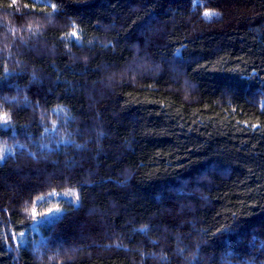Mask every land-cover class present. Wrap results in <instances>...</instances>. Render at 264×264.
Here are the masks:
<instances>
[{
  "label": "trees",
  "instance_id": "16d2710c",
  "mask_svg": "<svg viewBox=\"0 0 264 264\" xmlns=\"http://www.w3.org/2000/svg\"><path fill=\"white\" fill-rule=\"evenodd\" d=\"M0 113V264H264V0H0Z\"/></svg>",
  "mask_w": 264,
  "mask_h": 264
},
{
  "label": "snow or ice",
  "instance_id": "6c2138e0",
  "mask_svg": "<svg viewBox=\"0 0 264 264\" xmlns=\"http://www.w3.org/2000/svg\"><path fill=\"white\" fill-rule=\"evenodd\" d=\"M215 15L216 14L210 13L209 11H205L204 14H203V17H204L205 20H210ZM73 35H77V33L74 32ZM6 122H7V115L0 113V123H6ZM54 211H60V208L58 206L55 207V208L49 207L43 213H38L37 210H36L35 204H33L31 212H30V215L32 216L33 220H35V219H37L38 217H40L42 215H50Z\"/></svg>",
  "mask_w": 264,
  "mask_h": 264
},
{
  "label": "rangeland",
  "instance_id": "374dc122",
  "mask_svg": "<svg viewBox=\"0 0 264 264\" xmlns=\"http://www.w3.org/2000/svg\"><path fill=\"white\" fill-rule=\"evenodd\" d=\"M72 38H77L76 35L72 36ZM63 202H69L68 198L67 197H63V196H55L53 199H52V203L55 205V207H59L60 208V211H54L52 212L51 214H58V213H61L62 210H63V207H62V203ZM35 229V227H34ZM26 240V233H22L20 235V238H19V241L20 242H24Z\"/></svg>",
  "mask_w": 264,
  "mask_h": 264
}]
</instances>
